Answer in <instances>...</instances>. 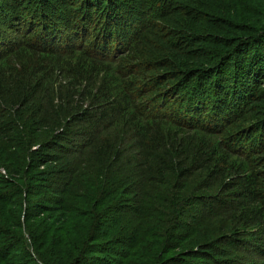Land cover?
<instances>
[{"label":"trees","instance_id":"obj_1","mask_svg":"<svg viewBox=\"0 0 264 264\" xmlns=\"http://www.w3.org/2000/svg\"><path fill=\"white\" fill-rule=\"evenodd\" d=\"M173 255L264 264V0H0V264Z\"/></svg>","mask_w":264,"mask_h":264},{"label":"rangeland","instance_id":"obj_2","mask_svg":"<svg viewBox=\"0 0 264 264\" xmlns=\"http://www.w3.org/2000/svg\"><path fill=\"white\" fill-rule=\"evenodd\" d=\"M115 215V214H114ZM106 225H109V223H107ZM224 250H226L225 249V247L223 246L222 247ZM228 252V251H227ZM175 253H179V252H175ZM182 254V253H181ZM175 255H173V258H172V260H169L168 262H167V264H176L174 261V257ZM178 256H179V254H178ZM181 257V259H185V263H188V264H214L213 263V261L212 260H207V261H205V260H192V259H186V256L185 255H181L180 256ZM247 261H254V258H252V257H248L247 258ZM261 264H263V262H261Z\"/></svg>","mask_w":264,"mask_h":264}]
</instances>
